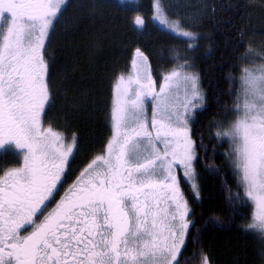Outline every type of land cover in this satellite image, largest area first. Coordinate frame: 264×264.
<instances>
[{
  "label": "snow or ice",
  "instance_id": "obj_1",
  "mask_svg": "<svg viewBox=\"0 0 264 264\" xmlns=\"http://www.w3.org/2000/svg\"><path fill=\"white\" fill-rule=\"evenodd\" d=\"M64 5L66 0H0V152L23 156L21 167L0 176V264H180L191 221L175 166L196 191L187 124L204 100L187 61L164 76L157 92L147 57L136 50L134 74L116 85L105 153L44 215L76 148L75 137L66 143L41 126L50 100L43 52ZM153 9L165 31L192 46L193 34L167 17L161 0H153ZM134 25L142 31L145 21L137 15ZM243 82V109L238 106L236 121L217 136L233 140L234 166L254 205L245 231L264 233V64L255 72L244 69ZM181 84L183 101L173 91ZM145 97L155 102L150 124ZM202 264H209L206 255Z\"/></svg>",
  "mask_w": 264,
  "mask_h": 264
},
{
  "label": "trees",
  "instance_id": "obj_2",
  "mask_svg": "<svg viewBox=\"0 0 264 264\" xmlns=\"http://www.w3.org/2000/svg\"><path fill=\"white\" fill-rule=\"evenodd\" d=\"M161 2L193 34L191 47L153 22V0L68 2L45 48L50 101L43 123L66 140L75 137L69 182L105 153L114 83L129 73L136 50L147 57L155 84L187 61L196 67L205 103L191 125L196 191L184 180L181 185L191 227L180 264H202L204 255L209 264H264V238L245 231L253 210L231 167L229 143L217 136L234 118L243 67L264 64V0ZM137 15L145 21L142 31L134 25ZM9 155L0 156L1 173L18 162Z\"/></svg>",
  "mask_w": 264,
  "mask_h": 264
},
{
  "label": "rangeland",
  "instance_id": "obj_3",
  "mask_svg": "<svg viewBox=\"0 0 264 264\" xmlns=\"http://www.w3.org/2000/svg\"><path fill=\"white\" fill-rule=\"evenodd\" d=\"M69 1H70V0H66V5L68 4ZM113 1H115V2H117V3H119V4H132V3L135 4V3L138 2V0H113ZM66 5H64L63 7L65 8ZM153 15H154V9H153V14H152V20H153V22H154L155 24H157V25L159 26V28H161L162 30L165 31V29H164L163 27H161V26L159 25V23L153 19ZM167 17H168L170 20H172V17H170L169 15H167ZM2 25H3V21L0 20V26H2ZM51 31H52V30H51ZM166 32H168V31H166ZM168 33L172 34L171 32H168ZM179 37H180V36H179ZM48 38H49V37H48ZM48 38H47V41H46V45H47V42H48ZM181 38H183V37H181ZM184 39H186V38H184ZM45 48H46V47H45ZM43 55H44V58H45V49H44ZM134 58H135V55L133 56V59H132V63H131V67H130L129 73H127V74H125V75H121V76H119V77L116 79L115 83H114L113 94H112V105H111V112H110V122H111V129H112V135H111V138H112V136H113V121H112V115H113V107H114L115 99H116V85H117V83H118L120 77L127 78L129 75L134 74V69H133V60H134ZM45 61H46V59H45ZM46 65H47V62H46ZM259 66H260V65L254 66V65H251V64H247V65H245V66L243 67V69H242V71H241V91H240V95H239L238 103H237V105H236L234 118L229 122V124L226 125V129H225L224 131L228 130V129L231 127V125L236 121L237 116H238V112H237V108H238V106H239V108H240L241 111H242V109H243V103H244V87H245L244 82H243L244 69H248L249 71H253V72H255L256 69H257ZM185 68L188 69L191 73H194V74L197 75L196 67H194L193 65H191V64H186V65H185ZM148 70L150 71L149 66H148ZM170 72H171V71H170ZM168 73H169V72H167L166 74H168ZM150 74H151V73H150ZM166 74L163 75L162 80H161L159 83L155 84L154 81H153V84H154L155 90H156L157 92L159 91V87H160V85L163 83V78H164V76H165ZM197 76H198V75H197ZM151 77H152V75H151ZM47 80H48V65H47V73H46V82H47ZM152 80H153V78H152ZM47 86H48V83H47ZM198 87H199L200 93H201L202 96L204 97L203 92L201 91V88H200L199 80H198ZM173 91H174V92L178 91V92H179L180 99H181V101H183V98H184V88H183V85L181 84V85L179 86L178 89L174 88ZM49 101H50V100H49ZM154 103H155V102H154V100H153L151 97H145V114H146V116H147V119H148L149 124L151 123V117H152V112H153V106H154ZM204 103H205V100H203V104H202V106L196 108V109L194 110V114H191V115L189 116V121H188V124H187V128H188V130H189V136H190V137H191V125H192L193 118H194L195 114H196L198 111H200V110H202V109L204 108ZM48 104H49V102L47 103L46 106H48ZM180 111H183V109L181 108ZM41 126L44 127V128H48V127H49V126H45V124L43 123V120H42V124H41ZM111 138H110V140H111ZM220 138H223V136H222V137L220 136ZM224 139L229 143L230 149H229V153H228V155H229L230 164H231V167H232L233 171L236 173V175H237V177H238V180H239V176H238L237 170H236V168H235V166H234V165H235V158H236V154H235V151H234V149H235V144H234L233 140H232L231 138H229V137H225V136H224ZM110 140H109V141H110ZM191 140H192V138H191ZM65 141H66V143H71L73 140H66V139H65ZM192 141H193V140H192ZM108 143H109V142H108ZM159 147H160V149H161V151H162L163 148H164L163 143H160V144H159ZM193 147H194V142H193ZM16 151L18 152L19 150H16ZM194 153H195V150H194ZM0 154H3V153L0 152ZM13 154H14V153H13ZM7 155L10 156L9 154H7ZM18 157H19V158H22L21 160L23 161V156H22V155H20V156H18ZM194 160H195V159H194ZM194 160H193L192 164L194 163ZM179 166H180V165H179ZM180 168H181V169H180V173H181V175H182V178H183L184 182H186L191 188H193V187H192V183L186 181V178H185V176H184V172H183V168H182L181 166H180ZM193 169H194V168H193ZM0 174H1V172H0ZM2 176H3V175H2ZM194 183H195V173H194ZM239 183H240V180H239ZM240 185H241V183H240ZM68 186H70V185H68ZM241 187L243 188L242 185H241ZM65 191H66V189H65L64 191H61V193H60V195H59L58 198L63 197ZM243 191H244V188H243ZM66 192H68V190H67ZM245 197H246V196H245ZM246 198H247V197H246ZM247 200H248V198H247ZM248 202L250 203V205H251V207H252V210H253V212H254V205H253V203H252L250 200H248ZM252 217H253V213H252ZM252 217H251V219H250V223H252ZM250 223H249V224H250ZM253 231L258 232V231H256V230H253ZM258 233L264 238V233H260V232H258Z\"/></svg>",
  "mask_w": 264,
  "mask_h": 264
},
{
  "label": "flooded vegetation",
  "instance_id": "obj_4",
  "mask_svg": "<svg viewBox=\"0 0 264 264\" xmlns=\"http://www.w3.org/2000/svg\"><path fill=\"white\" fill-rule=\"evenodd\" d=\"M47 107V106H46ZM46 109V108H45ZM45 112V111H44ZM44 112L41 114V124H42V119H43V117H44ZM17 159H18V162H15L14 164H13V166L12 167H9V168H7L5 171H3L1 174H0V176H2L7 170H9V169H12V168H17V167H21L22 166V164H23V161L21 162V159L17 156L16 157ZM93 161V160H92ZM91 161V162H92ZM91 162H89V163H91ZM88 163V164H89ZM87 164V165H88ZM87 165L75 176V177H71V179H68L69 180V182H67L66 181V177L68 176V169H69V164L66 166V170H65V173L63 174V184H62V186L60 187V189H59V192H58V194L56 195V197H55V200L49 205V207L47 208V210L44 212V215H47L48 214V212H50L54 207H55V205H56V203L61 199V198H58L59 197V195H60V193H61V191L64 189L63 187H64V185H65V183L67 182L70 186L68 187V189L67 190H69L71 187H72V185L77 181V178L80 176V174H81V172L87 167ZM180 166L179 165H176L175 166V175L177 176V178H178V181H179V185H180V189H181V185H182V182H183V178H182V175H181V173H180ZM66 193V192H65ZM65 193H64V195H65ZM63 195V196H64ZM167 205H165V204H162L161 205V207L163 208V207H166ZM43 219V215L42 216H40L39 217V220H42ZM31 231V228L29 227V228H27L26 230H21V234L22 235H28L29 234V232Z\"/></svg>",
  "mask_w": 264,
  "mask_h": 264
}]
</instances>
